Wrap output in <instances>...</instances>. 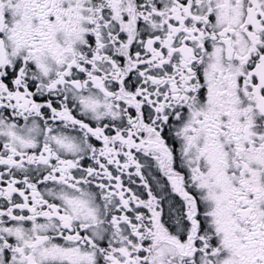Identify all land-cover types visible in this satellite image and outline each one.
Wrapping results in <instances>:
<instances>
[{
  "label": "snow or ice",
  "instance_id": "snow-or-ice-1",
  "mask_svg": "<svg viewBox=\"0 0 264 264\" xmlns=\"http://www.w3.org/2000/svg\"><path fill=\"white\" fill-rule=\"evenodd\" d=\"M0 264H264V0H0Z\"/></svg>",
  "mask_w": 264,
  "mask_h": 264
}]
</instances>
